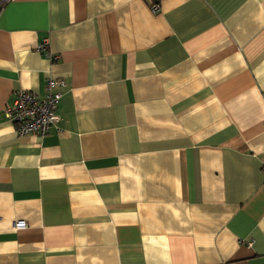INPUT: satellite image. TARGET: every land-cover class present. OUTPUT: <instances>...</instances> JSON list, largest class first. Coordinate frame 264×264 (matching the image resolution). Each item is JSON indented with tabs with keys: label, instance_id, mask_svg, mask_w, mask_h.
<instances>
[{
	"label": "crops",
	"instance_id": "1",
	"mask_svg": "<svg viewBox=\"0 0 264 264\" xmlns=\"http://www.w3.org/2000/svg\"><path fill=\"white\" fill-rule=\"evenodd\" d=\"M151 3L0 0V264H264V0Z\"/></svg>",
	"mask_w": 264,
	"mask_h": 264
},
{
	"label": "built area",
	"instance_id": "2",
	"mask_svg": "<svg viewBox=\"0 0 264 264\" xmlns=\"http://www.w3.org/2000/svg\"><path fill=\"white\" fill-rule=\"evenodd\" d=\"M150 10L153 14L158 13L160 11L158 2L151 3ZM36 50L51 58L47 39H43ZM64 86H66V79L48 78L42 96L24 90L15 92L11 104L5 109V116L15 124L18 136L35 134L42 138L56 127L60 120L57 111L62 97L57 90ZM261 175L264 178V166L261 168ZM25 226L24 221H17L13 224L14 229H22Z\"/></svg>",
	"mask_w": 264,
	"mask_h": 264
},
{
	"label": "trees",
	"instance_id": "3",
	"mask_svg": "<svg viewBox=\"0 0 264 264\" xmlns=\"http://www.w3.org/2000/svg\"><path fill=\"white\" fill-rule=\"evenodd\" d=\"M153 2H158V0H152Z\"/></svg>",
	"mask_w": 264,
	"mask_h": 264
}]
</instances>
